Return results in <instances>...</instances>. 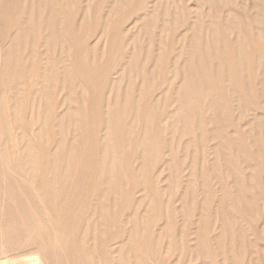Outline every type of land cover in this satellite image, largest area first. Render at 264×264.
<instances>
[{
    "label": "bare ground",
    "instance_id": "bare-ground-1",
    "mask_svg": "<svg viewBox=\"0 0 264 264\" xmlns=\"http://www.w3.org/2000/svg\"><path fill=\"white\" fill-rule=\"evenodd\" d=\"M248 1L0 0V264H264Z\"/></svg>",
    "mask_w": 264,
    "mask_h": 264
},
{
    "label": "rangeland",
    "instance_id": "rangeland-1",
    "mask_svg": "<svg viewBox=\"0 0 264 264\" xmlns=\"http://www.w3.org/2000/svg\"><path fill=\"white\" fill-rule=\"evenodd\" d=\"M261 1V2H260ZM248 2H250V0L248 1ZM259 3H262L263 4V1L262 0H259ZM262 4H260V11L262 12V13H264V4L262 5ZM247 13V14H246ZM249 12H245V14H246V17H249V16H247V15H250V14H248ZM242 14V13H241ZM245 14H243V15H245ZM264 15V14H263ZM2 199H0V201H1ZM2 203H3V201H2ZM0 204H1V202H0ZM5 204V202L2 204V205H4ZM2 205H0V207H1V209L2 210H0V228H2V230L3 229H5L6 228V226H7V221H6V218H4V210H3V206ZM1 211H2V214H1ZM44 214H42V215H38V221L39 222H43V221H45V219H47V217L45 216ZM1 218H2V220H1ZM2 221V222H1ZM215 233H217V230L213 233V235L215 234ZM220 259H221V261H220ZM216 260H218V262L219 263H224L225 262V260L223 259V257H222V255H217L216 256ZM13 262L14 263H18L17 261H15V260H13Z\"/></svg>",
    "mask_w": 264,
    "mask_h": 264
}]
</instances>
